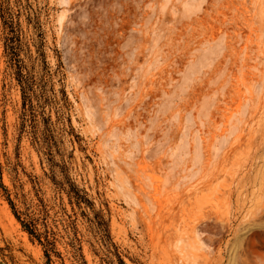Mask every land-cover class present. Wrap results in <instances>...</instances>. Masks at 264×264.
I'll list each match as a JSON object with an SVG mask.
<instances>
[{"label":"rangeland","instance_id":"obj_1","mask_svg":"<svg viewBox=\"0 0 264 264\" xmlns=\"http://www.w3.org/2000/svg\"><path fill=\"white\" fill-rule=\"evenodd\" d=\"M0 3L33 55L28 10L38 11L73 129L59 147L125 264H264V0ZM1 23L0 12V182L19 209L43 201L63 264L79 263L75 231L87 264H120L93 213L53 180L61 167L34 143L45 137L41 117L36 128L23 122ZM6 197L0 187V264H46Z\"/></svg>","mask_w":264,"mask_h":264},{"label":"trees","instance_id":"obj_2","mask_svg":"<svg viewBox=\"0 0 264 264\" xmlns=\"http://www.w3.org/2000/svg\"><path fill=\"white\" fill-rule=\"evenodd\" d=\"M29 11V19H34V36L32 43L36 50L35 55L30 49L29 38L24 32L21 22L10 7L3 6L0 3V12L3 28V45L4 53L8 57V64L15 70L17 83L21 91L22 98V119L23 122L31 121L33 127H38L40 122L39 116L43 123L45 137L40 139L34 136V143L38 145V151H43L48 155L47 161L51 166H60L63 172V180L58 181L54 177L55 183L59 184L61 189L66 190L71 204L77 205L82 212H92L93 218L90 221L96 226L100 234L103 246L106 247L108 253L117 257L120 264H125L117 252V246L112 240L108 220L105 219L101 209H96L94 202L88 197L87 191L80 187L69 175L68 160L59 147L61 139L59 134L69 128L68 132H72L69 117H66L64 107L66 106V94L63 88L59 89L60 96L54 88V78L57 70L51 68L47 61L46 53L44 51L45 36L38 19L37 9ZM25 54V57L23 56ZM30 62L29 64L27 62ZM60 81V79L58 80ZM47 107L50 110L54 109L57 113V123L54 124L51 120V114L47 112ZM46 114V116H44ZM57 156L61 157V162L56 160ZM69 158V156H68ZM0 187L7 195V201L15 216L23 229L27 232L29 237L42 246L43 255L46 258V264H52V257H56L63 264L64 254L58 250V227L56 221L50 215L49 209L40 200L41 208L39 210L31 209L27 204L24 208L19 209L15 203L10 199L7 189L0 182ZM71 226L70 222L67 227ZM75 226V225H74ZM74 228L75 231V227ZM76 232V231H75ZM70 238L73 247L72 256L78 261V264H87L83 253L80 240L77 233Z\"/></svg>","mask_w":264,"mask_h":264}]
</instances>
